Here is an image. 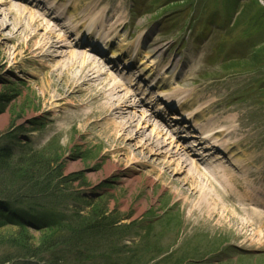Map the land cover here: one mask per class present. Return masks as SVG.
<instances>
[{
	"label": "rangeland",
	"instance_id": "374dc122",
	"mask_svg": "<svg viewBox=\"0 0 264 264\" xmlns=\"http://www.w3.org/2000/svg\"><path fill=\"white\" fill-rule=\"evenodd\" d=\"M97 1L101 6L91 14L96 19L106 10L116 13L111 19L113 23L119 20L114 35L116 43L131 45L143 35L141 57L152 50H160L161 57L157 60H163L162 73L167 72V78H171L172 69L179 73L178 84L173 81L171 88H181L185 97L190 96V100L208 109L201 120L206 123L214 118L228 119L223 125L237 131L239 152L250 162L248 180L254 182V189L264 192V0H78V5L82 9ZM13 2L31 7L24 1ZM66 21L67 18L62 20ZM70 38V43L76 39L75 36ZM1 42L5 41L0 39ZM7 44L11 48L6 53L11 59L16 55L17 63H8L0 49V98L10 99L0 104V150L8 146L14 148L16 158L44 152L46 158L59 155L64 174L71 177L67 187H59L64 193L55 202L59 217L73 218L82 212L83 216L92 217L90 223H95L93 229L97 231L89 230L86 234V247L76 250L59 245L54 250L55 256L49 254L44 257L46 261L40 258L29 263L181 264V260L183 263L187 258L186 264H264V236L261 240L257 236L264 234V217L261 220L263 228L246 227L242 222L248 217L236 201L218 198L223 208L218 213L225 218L218 220L192 209L176 195L177 186L172 188L170 183L164 182L150 186L148 175L143 174L148 170L146 167L145 170L138 166L126 168L122 164L121 171L109 177L99 176L109 163L104 157V148L85 142L77 125L59 132L48 113L52 102L43 92L48 85L41 66L30 63L32 54L25 46L15 52L17 43ZM85 48L77 50L85 51ZM69 50L68 47L60 48L58 54L43 64L54 69L61 54ZM117 72L123 74L120 70ZM141 85L139 98L148 102L151 112H156V97H152L156 90L146 82ZM65 86L62 83L60 88ZM138 88L139 84L135 89ZM149 92L153 95L147 96ZM6 114L9 119L2 123ZM184 123H174L175 140L180 138L181 129L185 136L193 134V129L186 128ZM189 141V145L200 143L197 139ZM193 153L197 157L209 154L205 157L209 161L224 156L202 145L193 147ZM93 174L97 175L96 180L91 177ZM139 175L142 181L130 197V188L124 181ZM56 185L54 182L52 186ZM17 187V184L12 186V193ZM237 190L242 191V185L239 184ZM126 199L129 209L124 210ZM143 202L146 209L135 218L136 208L144 207ZM25 205L22 208L39 210L40 216L44 215L41 210H51L46 202L42 203L43 208L30 202ZM254 210L263 213L260 207ZM11 229L15 230L9 225L0 232L6 236ZM30 234L35 239L40 236L34 229ZM145 234L149 236L147 245V239H143ZM3 243L0 262L5 255L10 258L18 255L16 248L8 246V242ZM33 244L36 243L31 241L29 246ZM22 261L9 264L27 263Z\"/></svg>",
	"mask_w": 264,
	"mask_h": 264
},
{
	"label": "bare ground",
	"instance_id": "6f19581e",
	"mask_svg": "<svg viewBox=\"0 0 264 264\" xmlns=\"http://www.w3.org/2000/svg\"><path fill=\"white\" fill-rule=\"evenodd\" d=\"M19 1L31 7L14 3L13 0H0V39L5 41L0 43V49L4 52V59L7 58L11 64L17 63L16 55L11 59L9 53H6L11 48L7 43H17L15 52L23 46L29 50L32 54L30 63L36 67L40 65L43 71V78L48 85L43 92L52 102L48 113L59 132L67 127L73 129L77 125L85 142H93L104 148V157L109 159V163L99 176L109 177L113 172L121 171L122 164L126 168L138 166L145 170L146 167L148 170L141 173L148 175L150 186L157 182L170 183L172 188L177 186L179 189L175 190L176 195L199 213L225 220L218 213L223 210L218 198L233 200L248 217L242 224L263 228L261 220L264 213L254 209L264 204V192L254 189V182L248 180L250 162L239 152L241 147L238 146L237 131H233L232 127L221 128L228 119L214 118L206 123L201 120L208 109L190 100V96L185 97L181 88H171L174 77L177 81L179 77L174 69L169 78L171 81L167 78V72L162 73L160 67L163 60H157L160 50H152L141 57L140 48L137 47L141 35L131 45L116 43L114 35L119 20L113 23L111 19L116 13L111 14L109 10L99 14V19L93 17V13L101 6L98 1L92 5L86 4L82 9H79L78 0H45V3L43 0ZM32 2L36 4L33 6ZM4 5L8 7L4 8ZM65 18L68 22L61 24ZM74 31L78 40L75 47H80L79 39L83 32L99 34L108 43L112 42L114 49L126 58V63L135 65L134 69H128L121 76L110 63L101 62L92 56L94 50L80 51L70 46V35ZM62 47L70 50L61 54L62 60L56 61L54 69L43 64L58 54ZM116 53L113 51L111 58L116 57ZM137 80L147 82L150 88L157 90L156 95L149 92L147 96L157 98L159 109L165 110L166 107V114L175 113L172 112L174 109L179 111L168 116L170 120L183 122L187 115L194 128H199L198 134L190 136L201 140L199 146L202 144L210 152L217 150V154L224 156L215 161L195 159L191 149L182 140H175L170 127L172 123L163 124L151 112L148 102L139 98L137 90L140 88L135 89ZM62 83L66 86L60 88ZM57 107H60L59 110H54ZM191 108L194 111L189 113ZM8 119L9 114L4 115L2 123ZM185 127H188L187 124ZM151 159H154L153 162ZM91 177L97 179L96 174ZM141 181V175L124 181V185L130 188V197ZM239 184L242 185V191L237 190ZM143 205L136 208L135 218L145 211L146 204L143 202ZM123 209H129L128 199L123 201ZM230 218L235 219L234 215H230ZM257 236L261 240L264 234Z\"/></svg>",
	"mask_w": 264,
	"mask_h": 264
},
{
	"label": "trees",
	"instance_id": "16d2710c",
	"mask_svg": "<svg viewBox=\"0 0 264 264\" xmlns=\"http://www.w3.org/2000/svg\"><path fill=\"white\" fill-rule=\"evenodd\" d=\"M7 102L10 99L5 96L0 98V104ZM16 156L14 148L9 146L0 150V230L9 225L15 229L8 230L6 236H2L0 232V246L4 245L3 241L8 242L6 244L16 248L18 254L11 258L5 255L0 264L14 263L15 260L33 264L29 262L40 258L46 261L44 257L49 254L55 256L54 250L59 245L75 247L76 250L81 246L86 247V234L89 230L97 232L93 229L95 223H90L92 217L83 216L80 212L73 218L59 217V211L55 207L56 200L64 195L59 187H67L71 183V177L68 178L62 170L60 156L46 158L45 152L18 158ZM54 182L57 183L56 186H52ZM16 184L17 190L12 193V186ZM25 202L41 208L42 203L46 202L51 205V210L40 209L41 212L44 211L43 219L37 212L39 210L22 208ZM97 220L96 218V224ZM31 229L39 231L37 239L30 234ZM31 241L36 244L29 246ZM50 263L57 264L53 261Z\"/></svg>",
	"mask_w": 264,
	"mask_h": 264
}]
</instances>
